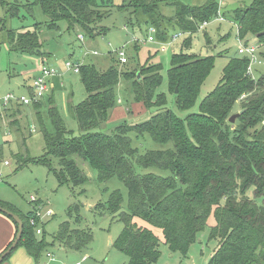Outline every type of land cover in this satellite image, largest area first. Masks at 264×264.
Instances as JSON below:
<instances>
[{
  "label": "trees",
  "instance_id": "16d2710c",
  "mask_svg": "<svg viewBox=\"0 0 264 264\" xmlns=\"http://www.w3.org/2000/svg\"><path fill=\"white\" fill-rule=\"evenodd\" d=\"M252 1L249 6H239L223 17L237 25L240 40L247 42L248 36L256 39L260 45L258 57L264 59V0ZM161 2L122 0L117 9L129 12V24L134 21L139 27H154V35L162 43L168 42L171 29L177 28L181 36L197 34L199 25L212 22L219 10L216 0H204L198 5L170 1L167 5L174 9V15L165 23L159 11ZM33 6L40 7L48 19L47 29H56L63 21L69 29L80 27L89 37L104 32L95 24L109 13L105 11L107 5L103 0H36L27 5L30 15ZM38 29L36 24L30 31L8 30L5 38L10 51L43 57ZM190 44L191 37L183 41L179 54L171 56L166 75L167 92L175 95L177 109L183 112L195 105L200 88L213 67L211 57H198L183 51ZM228 63L220 82L199 104L198 112L183 119L165 109L167 97L164 94L155 93L163 81L162 65L138 69L141 79L136 72L134 77L133 73H127L125 77L132 82L134 102L142 104L146 110L159 112L140 124L116 126L109 134L95 130L107 122L109 111L116 105L114 88L119 84L120 74L114 67L101 73L94 65H81L79 80L86 99L77 105L68 102L67 106L76 122L78 136L65 127L57 108L51 104L47 114L53 130L42 127L45 153L32 160L27 150L25 153L19 151L12 159L19 167L43 166L54 175L59 186L70 183L76 188L87 181L73 157L85 161L96 172L100 183L116 177L128 190L127 212L118 214L124 226L111 246L128 258V264H153L160 256L159 237L139 227L135 218L159 228L170 251L186 255L211 213L215 224L208 233L216 249L207 264H264V73L259 79L253 77L255 71L247 74V56L233 57ZM28 90L32 98V84ZM42 98L32 101L34 107H40ZM16 104L25 106L13 101L7 105ZM235 104H239L238 109L243 113L230 125L227 122L230 116L239 112L233 109ZM130 133L148 134L153 142H172L173 147L139 154L132 147ZM1 154L0 149V158ZM53 161L57 168L52 166ZM136 166L167 171L170 176L140 175L136 173ZM249 192L251 194L247 195ZM122 201L121 192L114 190L106 202L96 204L94 213H118ZM0 206L18 215L8 205ZM80 209V205L72 204L67 211L68 220L51 236L50 243L44 237L43 226L35 218L34 210L25 216L18 215L23 222V232L17 248L24 247L36 264H40L41 255L51 245L58 244L68 252L87 253L93 236L89 228H79ZM32 218L42 226L39 234L36 233L37 224L31 225ZM14 225L15 236L16 222ZM35 234L43 236L38 239Z\"/></svg>",
  "mask_w": 264,
  "mask_h": 264
},
{
  "label": "rangeland",
  "instance_id": "374dc122",
  "mask_svg": "<svg viewBox=\"0 0 264 264\" xmlns=\"http://www.w3.org/2000/svg\"><path fill=\"white\" fill-rule=\"evenodd\" d=\"M36 0H0V99L6 94L14 97L25 96L29 99V86L34 77L39 75L42 67L55 71L49 80L48 91L39 101V108L34 107L32 102L29 106L6 105L0 103V204L8 205L18 215H27L35 208L41 209L40 221L44 237L50 243L52 235L55 234L60 225L68 220L67 211L72 204L81 206L79 216L81 227L90 229L93 236L88 247L87 257L75 251L66 253L64 248L58 244L51 245L41 255L40 264H128V258L113 248L112 242L116 240L123 229V222L119 220L118 214L127 212V194L123 184L112 177L107 182L97 181V174L82 159L73 157L77 166L81 168L87 177V181L80 187L74 188L70 183L59 186L54 175L48 173L47 169L40 165L30 164L19 167L12 159V155L27 150L30 159L40 158L45 153V145L42 134V127L52 131L51 122L47 110L51 104L58 110V114L65 124V127L72 130L78 136L76 122L68 113V102L77 105L86 99L85 89L79 80V73L65 68L66 61L73 64L94 65L101 73L114 67L120 74L119 84L114 88L116 97L115 107L109 111L107 122L95 130L104 134L111 133L119 125L140 124L159 112L155 109L146 110L142 104L134 102L132 82L126 79L127 73L138 75V69L148 65H162V84L155 93L164 94L167 97L165 109L172 111L176 117L185 118L190 113H197L201 101L207 97L220 82L225 67L231 58L239 57L237 54L239 41L237 37V25L228 17L226 21L220 22L213 19L212 22L202 31L190 36L183 34L178 39L173 36L180 34L177 28L168 31L169 40L166 43L160 42L156 35H153V42L144 41L150 35L149 27L138 26L134 21L130 23L128 11H118L122 0H103L109 11L95 24L96 28L104 30L103 33H94L91 37L78 26L69 29L66 22L60 21L56 29H47V18L42 14L40 7L33 6L32 15L28 14L29 3ZM175 0H162L159 11L164 17L165 23L168 17H172L174 9L167 5V2ZM189 5L202 4L204 0H178ZM219 4L220 14H229L239 6H249L252 0H216ZM39 25L37 36L41 44L43 57L28 56L26 54L11 52L8 46L6 32L8 30L30 31ZM97 29V30H98ZM95 30V31H97ZM94 31V32H95ZM206 35V36H205ZM79 37H82L80 39ZM191 37L189 48L184 49L188 54L200 57H211L213 67L206 80L202 84L199 97L195 105L188 111H179L176 106L175 95L167 92L166 75L170 68L169 62L173 54H179L183 41ZM208 38V43L206 42ZM248 42L256 39L247 37ZM139 40L137 44L133 40ZM256 42V41H255ZM123 51L127 62H119L118 51ZM39 52V50H37ZM96 52L97 54H94ZM253 77L259 79L264 73V64L254 66ZM136 72V73H135ZM141 79V71L140 76ZM136 81V78H132ZM132 80V81H133ZM239 104L233 109L239 111ZM240 112V111H239ZM132 147L139 154L146 151L168 150L173 143L159 144L153 142L148 134L136 136L130 133ZM8 161V165L4 162ZM52 166L57 168L53 161ZM136 173H153L164 177L170 176V172L158 169H144L135 167ZM84 191V193H82ZM119 190L123 201L121 210L115 214H95L94 207L97 203H104L108 200L109 194ZM251 194L250 192L247 194ZM36 198L39 202H31ZM44 203V204H43ZM261 203V201H260ZM43 204V205H42ZM46 211H50L48 216ZM17 215V216H18ZM19 217V216H18ZM204 230L197 234L195 242L190 245L186 255L179 252H172L164 244L163 234L158 228H153L143 220L134 219V222L141 228L145 227L159 237L160 256L153 264H207L208 259L215 250L216 243L209 240V228L215 224L211 213L208 216ZM37 226V228L42 227ZM41 239L43 235H34ZM62 249L63 251H60ZM53 254V259L47 260L45 255Z\"/></svg>",
  "mask_w": 264,
  "mask_h": 264
},
{
  "label": "built area",
  "instance_id": "2783aa9c",
  "mask_svg": "<svg viewBox=\"0 0 264 264\" xmlns=\"http://www.w3.org/2000/svg\"><path fill=\"white\" fill-rule=\"evenodd\" d=\"M215 19L219 20L220 22H223V21H226L225 18L223 17L222 14H220V10L217 11V15L214 17ZM210 22H203L199 25V28H198V31L199 30H202L204 28H206L208 26ZM237 27V26H236ZM237 30H238V27H237ZM155 33V29L154 27H150L149 28V31H148V34L150 35L147 39H145L144 41H149V42H153V35ZM181 37V34H177V35H174L173 36V39H178ZM237 37H238V34H237ZM80 39H82V37H79ZM137 41H139L138 39L137 40H133L132 42L133 43H136ZM238 41H239V49L237 51V54L238 56L240 57H245L247 56L248 59H249V66L247 68V74H252L253 73V69H254V66H258V65H261V64H264V59H260L258 57V53H259V50H260V45L257 44V42H244L242 40L239 39L238 37ZM94 54H97L96 52H94ZM119 55V62L121 64L123 63H126L127 62V59H126V56L124 54L123 51H118L117 53ZM65 68H68L70 70H73V72L77 73L79 72L80 70V66L78 64H73L71 63L70 61H66L65 64H64ZM55 71L52 70V69H49V68H45V67H42V69L39 71V75L37 77H35L32 81V91H33V97L29 99L23 95L21 96H17V97H14L12 94H6L4 97H2L0 99V103L2 102L3 105H7L9 102L13 101V102H18V103H21L25 106L27 105H30L32 103L33 100H38V98H42L48 91V81L51 77L55 76ZM262 123L264 124V120L262 121ZM5 165H8V162L6 161L5 162ZM36 198H31V202H36ZM35 218H38V220L40 221V218H41V215H42V212H41V209H35ZM46 214L48 216H50L51 212L50 211H46ZM31 222V225H35L37 224L36 222V219L32 218L30 220ZM41 223V222H40ZM37 226H40L37 224ZM41 231L40 227L36 229V233L39 234Z\"/></svg>",
  "mask_w": 264,
  "mask_h": 264
},
{
  "label": "crops",
  "instance_id": "0c3cea01",
  "mask_svg": "<svg viewBox=\"0 0 264 264\" xmlns=\"http://www.w3.org/2000/svg\"><path fill=\"white\" fill-rule=\"evenodd\" d=\"M38 201L39 200H37V202ZM14 233H15L14 222H12L7 216L0 213V255L2 254L3 251H5V249L9 246V244L14 240ZM59 250L63 251L62 249H59ZM66 253L68 252L66 251ZM81 254H82V257L84 258L87 257L88 255L86 252H82ZM45 257L47 260H51L53 259V254L45 255ZM1 264H36V263L34 262L32 257L26 252L25 248L20 246L14 249L11 252V254L5 259V261L2 262Z\"/></svg>",
  "mask_w": 264,
  "mask_h": 264
},
{
  "label": "water",
  "instance_id": "95a60500",
  "mask_svg": "<svg viewBox=\"0 0 264 264\" xmlns=\"http://www.w3.org/2000/svg\"><path fill=\"white\" fill-rule=\"evenodd\" d=\"M139 76V74L137 75V77ZM177 92V90H175V93ZM243 113V111H240L238 113H234L232 114V116H230V118L228 119V123L230 125H232L235 120ZM0 213L1 214H5L7 216H9L14 222H16L17 224V232L14 236V240L9 244V246L5 249V251L2 252V254L0 255V264L4 261L5 257H7L8 255L11 254V252L17 248L20 240H21V235L23 232V222L21 221V219H19V217L14 214L12 211H10L7 208H3L0 206Z\"/></svg>",
  "mask_w": 264,
  "mask_h": 264
}]
</instances>
